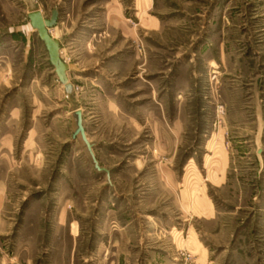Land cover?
I'll return each instance as SVG.
<instances>
[{
	"label": "rangeland",
	"instance_id": "374dc122",
	"mask_svg": "<svg viewBox=\"0 0 264 264\" xmlns=\"http://www.w3.org/2000/svg\"><path fill=\"white\" fill-rule=\"evenodd\" d=\"M0 264H264V0H0Z\"/></svg>",
	"mask_w": 264,
	"mask_h": 264
},
{
	"label": "water",
	"instance_id": "95a60500",
	"mask_svg": "<svg viewBox=\"0 0 264 264\" xmlns=\"http://www.w3.org/2000/svg\"><path fill=\"white\" fill-rule=\"evenodd\" d=\"M28 18L30 20V26L37 32L38 37L40 40L44 43L45 47L47 48L50 62L53 64V66L56 67V70L59 74L62 75L63 68L60 66V63L58 62L57 52H56V44L55 42L50 39V37L47 34V29L54 27L56 23V14L53 13L51 16V19L46 20L42 19L40 16V13L37 11L30 12L28 14ZM72 122H73V132H72V138H79L81 142L84 144L90 159L92 161L93 167L97 172L105 173L107 178L109 179V171L101 168L98 164V161L95 158V155L93 153V145L89 143L83 125H82V112L81 110L77 109L72 114Z\"/></svg>",
	"mask_w": 264,
	"mask_h": 264
},
{
	"label": "bare ground",
	"instance_id": "6f19581e",
	"mask_svg": "<svg viewBox=\"0 0 264 264\" xmlns=\"http://www.w3.org/2000/svg\"><path fill=\"white\" fill-rule=\"evenodd\" d=\"M48 33H49V32H48ZM49 34H50V33H49ZM50 35H51V37L53 38L54 33L52 32Z\"/></svg>",
	"mask_w": 264,
	"mask_h": 264
}]
</instances>
